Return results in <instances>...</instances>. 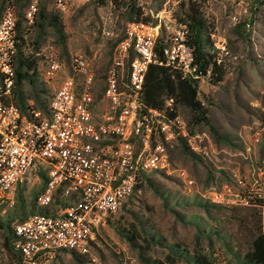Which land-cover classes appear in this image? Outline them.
Here are the masks:
<instances>
[{"label": "rangeland", "instance_id": "374dc122", "mask_svg": "<svg viewBox=\"0 0 264 264\" xmlns=\"http://www.w3.org/2000/svg\"><path fill=\"white\" fill-rule=\"evenodd\" d=\"M28 1L16 0L15 11L18 18V12H22L19 29L24 53L37 57L38 82L46 89L40 93L41 97L48 102L60 82L71 73L70 56L83 52L95 73V92L99 98L115 44L131 21L127 12L131 0H68L63 12L57 8L56 0H35L38 6L45 3L48 10L58 13L64 43L51 26H46L35 42L38 31L31 26L34 21L29 22L23 16ZM179 1L135 0V3L142 11L141 18L146 16L153 23L161 18L160 36L165 41L174 36L175 23H179L175 17L180 13ZM200 7L225 68L222 80L217 83L208 76L199 79V98L217 130L226 138H216L204 122L193 124L189 110L179 106L177 111L186 123L182 136L188 149L197 155L184 151L180 141L175 140L168 147V166L149 172V176L155 178L160 191L169 195V202H176L177 197L199 195L222 206L210 207L208 214L199 205L182 204L184 198H180L173 208L189 218L183 222L163 205L158 193L142 183L111 216L114 225L134 228L136 238L128 239L106 222L85 252L82 264H200L191 260V254L196 252L206 256L209 264H235L233 249L245 248L247 235H239L233 206L253 204L264 208V5L256 10L249 7L247 0H204ZM233 14L238 17L236 22L232 20ZM243 19L253 22V28L244 24L238 30L236 23ZM164 21L171 24L169 31L163 27ZM221 46L228 52L224 53ZM49 59L61 62L62 69L53 80L47 81L41 72ZM21 90L26 101L32 99L26 81ZM189 123L193 132H188ZM35 173L32 170L21 187L26 200L32 190L42 185V178ZM226 186L230 191L225 190ZM215 193H221L220 201L213 200ZM147 232H158L167 243L177 245L176 251L148 240ZM0 264H13L2 246L1 232ZM45 264L79 263L69 252H59Z\"/></svg>", "mask_w": 264, "mask_h": 264}, {"label": "built area", "instance_id": "2783aa9c", "mask_svg": "<svg viewBox=\"0 0 264 264\" xmlns=\"http://www.w3.org/2000/svg\"><path fill=\"white\" fill-rule=\"evenodd\" d=\"M15 1L5 0L0 9V214L16 206L20 187L32 170L37 177L45 174L34 201L37 206L56 202L54 210L13 222L20 235L16 245L26 262L45 264L57 250L88 252L101 226L134 192L141 173L168 166V147L184 135L186 123L179 113L171 115L172 97L160 107L144 105L141 94L148 65L164 64L184 76H202L193 46L186 41L185 24L175 23V34L164 41L160 59L155 45L161 18L154 23L129 21L115 44L99 98L86 55L75 52L69 58L71 73L47 105L35 107L29 99V106L22 108L15 92L21 41ZM56 5L63 12L68 0H56ZM37 11V2L30 0L23 16L32 22ZM231 17L238 20L235 14ZM245 25L253 28V22ZM163 27L169 31L171 24L164 21ZM221 49L228 52L225 46ZM215 59L222 63L218 52ZM61 69V62L49 59L41 74L49 81ZM225 190L230 191L229 186ZM213 200L220 201L221 193Z\"/></svg>", "mask_w": 264, "mask_h": 264}, {"label": "trees", "instance_id": "16d2710c", "mask_svg": "<svg viewBox=\"0 0 264 264\" xmlns=\"http://www.w3.org/2000/svg\"><path fill=\"white\" fill-rule=\"evenodd\" d=\"M5 0L1 1L0 9ZM204 0H180L178 2V8L180 13L176 14L177 21L183 23L187 26V38L188 41L193 46L194 60L197 64V69L200 71V76H208V79L213 83H217L222 80L224 74V65L222 63H217L215 59L216 50L214 42L211 39V32L208 30V22L203 16L201 10V2ZM249 2V7L253 9H258L260 6L264 5V0H247ZM128 18L131 21H148V17H140L142 11L139 6H136L135 0H131L128 8ZM19 13V18L17 19V26L20 27L22 12ZM254 20V19H252ZM34 22L31 26H36L37 37L35 42L37 43L38 38L42 35L43 30L46 26H51L57 35L58 40L61 43L65 42V35L62 28L61 20L58 13L51 12L47 9L46 4H40L38 6V11ZM245 24V20L236 23L237 29H241ZM20 37V43L18 44V51L15 58V92H16V102L20 104L22 108L29 106L28 100L24 92L21 90V85L23 81H26L29 85V91L32 95L34 101L33 106L44 108L47 105L46 99L42 98L40 93L46 91L42 88V83L38 82V67H37V57L30 54H25L22 46V36L20 35V29L18 33ZM164 41L161 36L157 38L156 41V51L160 59L164 58L161 47ZM200 78H195L191 76H184L182 73L168 65L159 63H150L147 67L145 73V80L143 83L141 98L146 106L160 107L163 105L164 99L166 97H172L173 109L171 115L178 113L177 108L182 106L189 110L191 115V122L197 124L204 122L208 125L211 133L216 138L224 137L225 134H221L209 116L207 115V108L204 106L202 100L199 98V81ZM188 124V123H187ZM190 123L188 125V132H193ZM180 141V145L184 151H191L188 149L185 138L181 135L177 138ZM192 154L195 156L193 151ZM45 181V174L42 172V185L38 189L31 191L28 200L21 193V187L17 194V203L15 208L8 210L5 214H0V232L2 235V246L5 251L10 256L13 264H28L25 260L23 252L17 247L16 243L20 240V235L16 233L13 226L14 221L24 220L29 214L35 212H52L54 208L52 204L48 206H37L35 204L34 198L39 189L43 187ZM146 183L151 187L158 195L161 196L163 205L173 211L183 222L189 220L185 213L174 210L173 205L181 201L180 198H175L176 202H169V195L165 192L160 191L155 183V178L149 176V172H142L140 175V180L135 186L134 192L129 198L135 193V191L142 185ZM128 198V199H129ZM127 199V200H128ZM63 203V202H62ZM182 204H196L203 208L206 213H210L212 206L220 207L222 204L209 201L202 198L199 195L193 197L186 196L181 202ZM259 205H263V202H258ZM126 202L123 204V206ZM37 206V207H36ZM235 209L234 219L238 225L237 230L239 235H247L246 247L240 250H235V264H264V208H256L255 205H240L233 206ZM211 215V214H210ZM108 223L115 224L111 217L108 218ZM116 230L122 235L126 236L128 239L136 238L137 232L133 229H129L126 226H116ZM212 228V227H211ZM199 231L200 228L198 227ZM149 233L148 240H153L160 245H168L170 250L176 251V244H169L166 242L164 236L158 232H147ZM99 233L97 237H99ZM96 237V238H97ZM96 239L92 240L91 245ZM90 245V246H91ZM232 248V247H231ZM59 252H69L76 262L82 264L85 260L84 254L78 252L74 249H61L57 250L53 256L57 255ZM52 256V257H53ZM190 262V257H188ZM191 260H195L200 264H209L210 262L206 256L199 254L198 252L191 254ZM190 264V263H189Z\"/></svg>", "mask_w": 264, "mask_h": 264}]
</instances>
